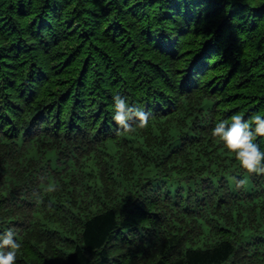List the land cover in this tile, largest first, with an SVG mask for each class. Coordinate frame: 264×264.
<instances>
[{"label":"trees","instance_id":"obj_1","mask_svg":"<svg viewBox=\"0 0 264 264\" xmlns=\"http://www.w3.org/2000/svg\"><path fill=\"white\" fill-rule=\"evenodd\" d=\"M258 113L264 0H0V237L16 264H264V174L212 135Z\"/></svg>","mask_w":264,"mask_h":264},{"label":"clouds","instance_id":"obj_2","mask_svg":"<svg viewBox=\"0 0 264 264\" xmlns=\"http://www.w3.org/2000/svg\"><path fill=\"white\" fill-rule=\"evenodd\" d=\"M125 108V100L117 96L115 115L112 118L118 125L127 127L126 120L129 115ZM137 115L143 121L142 126H145L147 117L143 113H137ZM242 119V115L235 114L231 117L230 123L220 120L216 123L212 135L219 138L225 147L235 155L240 166L246 169L248 173L264 174V149H261L259 144L255 142L257 136H264V113L253 115L251 122L241 123ZM0 239H3V244H0V264H16L17 252L21 248V244L13 242L10 235L8 238L0 237ZM5 246H11V250L4 251Z\"/></svg>","mask_w":264,"mask_h":264}]
</instances>
